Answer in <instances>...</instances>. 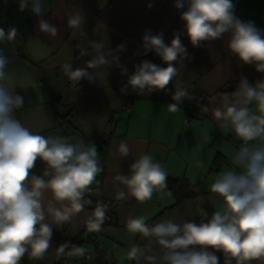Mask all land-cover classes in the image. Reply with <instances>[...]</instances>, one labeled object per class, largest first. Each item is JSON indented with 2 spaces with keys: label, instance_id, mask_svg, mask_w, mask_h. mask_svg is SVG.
Wrapping results in <instances>:
<instances>
[{
  "label": "crops",
  "instance_id": "crops-1",
  "mask_svg": "<svg viewBox=\"0 0 264 264\" xmlns=\"http://www.w3.org/2000/svg\"><path fill=\"white\" fill-rule=\"evenodd\" d=\"M174 0H42L39 17L31 11L19 10L18 0H0V28L17 29L15 40L0 43V51L8 57V72L15 80V91L24 98V106L15 115L34 134L45 137H62L72 143L83 142L95 145L102 171L91 185L100 190L107 213L114 214L112 223L104 224L102 231L103 249L95 244H83L85 253L93 256L95 264H149L128 258L132 247L146 250V255L158 253V246L148 238L130 233L126 228L129 217L145 216L149 225L164 219L182 224L185 221L201 222L197 208L201 206L211 214L219 210L222 198L210 191L219 172L232 168V158L239 150L234 143H241L230 127L217 121L209 109L219 107L225 93L235 90L240 78L249 83L264 79L253 65H243L227 48L229 35L212 42H204L193 48L184 31L180 13L173 7ZM235 14L243 21H253L264 30V0H233ZM152 4L149 8L148 5ZM82 12L85 17L82 31L68 27L70 15ZM40 19L56 25L58 35L53 37L38 30ZM163 33L165 43H170L174 33L181 34V41L191 59L184 60L185 67L180 75L161 90L146 95H137L131 90L122 94L120 88L127 83V75L113 66L105 73L103 69L90 70L96 73V82L86 79L72 86L63 70L65 63L74 68L84 67L90 56L81 57L76 45L84 43L91 51L88 41H107L128 74L134 65L149 60L162 67L161 59L153 52L143 53L142 36ZM124 50L116 52L117 45ZM181 81L191 95L180 105V111L172 112L167 105L173 103L174 85ZM129 103L130 114L122 108ZM73 108L75 124L80 134L70 133L60 124V114ZM254 109V105L252 106ZM65 131L67 133H65ZM126 142L130 153L121 157L120 142ZM255 142H249L252 144ZM142 154H149L166 170L167 180L182 183L181 195L191 198L177 203V197L169 191H157L151 200L138 202L131 196L117 199L119 191H127L124 185L114 180L118 174L129 175L130 165ZM218 156L221 160L216 163ZM44 164L37 160L32 169L41 175ZM170 193V195H169ZM51 198L45 193V206ZM59 207V204L56 205ZM92 211L84 210L71 221L58 228L53 227L51 246L42 259L35 260L27 255L21 264H56L63 257L57 248L66 242L65 230L72 237L85 238L92 232L86 228V220ZM49 222L51 219L49 218ZM151 249V251H147ZM211 250V249H210ZM220 264H224L221 252H216ZM252 264H260L253 261Z\"/></svg>",
  "mask_w": 264,
  "mask_h": 264
},
{
  "label": "clouds",
  "instance_id": "clouds-1",
  "mask_svg": "<svg viewBox=\"0 0 264 264\" xmlns=\"http://www.w3.org/2000/svg\"><path fill=\"white\" fill-rule=\"evenodd\" d=\"M18 3L20 11L29 10L37 17L42 13V0H18ZM173 7L180 13L193 48L228 34V51L243 65H253L264 74V30L253 21L241 20L235 14L233 0H174ZM84 22L82 12L67 19L69 28L82 33ZM38 30L53 37L58 35L56 25L43 19L38 21ZM17 34L15 27L0 28V43L15 40ZM88 45L91 51L83 42L76 47L81 57L91 59L85 61L84 67L74 68L71 63H65V74L76 84L82 79L94 83L96 73L90 70L103 69L106 77L109 68L119 67L127 75V83L120 88L122 94L129 90L137 95L167 90L184 69V60L191 59L178 32L166 44L162 32L146 31L142 36L143 53L153 52L166 66L142 60L134 65L130 75L120 63L119 55L108 48L107 41H88ZM123 50V44L117 45L116 52ZM8 64V57L0 51V264H21L26 255L42 259L51 246L53 227L71 221L84 210V197L91 192V185L102 168L95 145L34 134L21 123L15 113L24 106V98L15 91L17 84L5 70ZM174 89V102L167 107L177 112L183 100L192 97L181 81H177ZM221 99L219 107L209 109L205 105L202 111H211L217 121L230 127L244 142L232 158V168L219 172L210 185V191L222 198L221 207L208 218L205 209L198 206L200 223L180 224L164 219L149 225L145 216L129 217L127 230L158 246L154 255H146L145 249L134 246L128 253L129 259L144 258L149 264H220L216 252H221L224 264L253 261L264 264V79L253 84L242 76L235 90ZM118 152L121 157L129 155L126 142H120ZM37 160L44 164L41 175L32 173ZM167 176L159 161L142 154L130 165L129 175L114 177L127 189L119 191L116 198L131 196L141 203L151 200L155 192L167 188ZM46 192L51 198L45 206ZM106 211L107 206L98 202L86 220L89 232L101 230ZM57 250L69 256L85 253L83 247L69 242Z\"/></svg>",
  "mask_w": 264,
  "mask_h": 264
},
{
  "label": "built area",
  "instance_id": "built-area-1",
  "mask_svg": "<svg viewBox=\"0 0 264 264\" xmlns=\"http://www.w3.org/2000/svg\"><path fill=\"white\" fill-rule=\"evenodd\" d=\"M71 85L77 86L75 82H71ZM122 109H123L122 110L123 114H130L132 111L129 103H127ZM234 146L240 148L244 146V142L242 141L241 143H234ZM84 200L87 208H89L93 212L98 202L103 203V195H101L100 190H97L95 187L91 186V192L86 193ZM105 215L106 218L101 226V229L104 224L112 223L114 220V214L106 212ZM102 237L103 235L101 230L99 232H92L91 234H89V236L79 239L80 243L78 244V246H81L80 244H85V243L88 244L92 242L100 250H102L103 249ZM64 238L66 241L75 239V237H72L69 230H65ZM56 264H95V262L92 255H90L89 253H84V255L79 256L77 258L59 257Z\"/></svg>",
  "mask_w": 264,
  "mask_h": 264
},
{
  "label": "trees",
  "instance_id": "trees-1",
  "mask_svg": "<svg viewBox=\"0 0 264 264\" xmlns=\"http://www.w3.org/2000/svg\"><path fill=\"white\" fill-rule=\"evenodd\" d=\"M60 116V124L62 125V127L65 128V130L67 132L70 133H76V134H82L79 127L77 126V124H75V118H74V112H73V108L71 107L69 110V113L65 114V115H59ZM65 131V133H67ZM221 160V156H218V158L216 159V163L219 162ZM183 188L182 183L176 181V180H167V188L165 189L166 191H169L171 193H173L176 197H177V203H182L184 202V200L191 198L192 195L190 194H186V195H181L180 192ZM66 242H69L70 245H76L78 246V244L80 243L79 238H75L73 240H68ZM81 246L79 247H83V244H80ZM67 252V250H66ZM77 258L79 256H69L66 253L63 254V258Z\"/></svg>",
  "mask_w": 264,
  "mask_h": 264
}]
</instances>
